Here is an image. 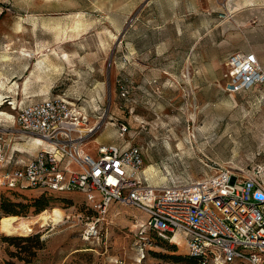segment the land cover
I'll use <instances>...</instances> for the list:
<instances>
[{
    "label": "rangeland",
    "instance_id": "374dc122",
    "mask_svg": "<svg viewBox=\"0 0 264 264\" xmlns=\"http://www.w3.org/2000/svg\"><path fill=\"white\" fill-rule=\"evenodd\" d=\"M236 51H253L264 67V0H0V153L13 166L32 159L37 142L20 131L19 109L59 95L100 121L86 149L140 147L150 184L219 167L264 182V85L224 91V63ZM8 204L32 228L0 231V264H199L180 237L149 233L131 206L111 203L100 238L84 240L95 213L77 190L0 188V219ZM53 207L63 221L43 226L36 217Z\"/></svg>",
    "mask_w": 264,
    "mask_h": 264
},
{
    "label": "built area",
    "instance_id": "2783aa9c",
    "mask_svg": "<svg viewBox=\"0 0 264 264\" xmlns=\"http://www.w3.org/2000/svg\"><path fill=\"white\" fill-rule=\"evenodd\" d=\"M224 66L228 94L264 85V67L253 51L229 54ZM17 124L40 139L38 151L19 166L0 153V188L81 192L95 213L83 223L84 240L100 238L101 223L116 202L143 212L149 233L180 237L200 264H264V182L257 175L219 167L190 182L150 184L141 173L140 147L112 143L98 144L94 153L86 149L100 121L92 122L85 108L59 95L23 106ZM127 132L118 124L120 138Z\"/></svg>",
    "mask_w": 264,
    "mask_h": 264
},
{
    "label": "bare ground",
    "instance_id": "6f19581e",
    "mask_svg": "<svg viewBox=\"0 0 264 264\" xmlns=\"http://www.w3.org/2000/svg\"><path fill=\"white\" fill-rule=\"evenodd\" d=\"M247 2V1H245ZM66 58V55L64 54ZM35 142H40V139L33 138ZM65 213L58 207H53L50 210H45L40 213L36 218L37 221H40L43 226L48 225L50 222L53 225H57L63 221ZM34 222H32L33 224ZM30 221L25 218L18 217V216H3L0 219V231L1 233L7 236H14V235H28L31 232ZM144 257V256H143ZM139 263L141 260L139 259Z\"/></svg>",
    "mask_w": 264,
    "mask_h": 264
},
{
    "label": "trees",
    "instance_id": "16d2710c",
    "mask_svg": "<svg viewBox=\"0 0 264 264\" xmlns=\"http://www.w3.org/2000/svg\"><path fill=\"white\" fill-rule=\"evenodd\" d=\"M38 200H39V205H37V207H39V208H38V212H39V211H42L43 209H45L46 204H41V203H40V199H38ZM38 200L35 201V202H38ZM12 206H13V205H10V204H8V205H4V206L2 207V210H3L7 215H17V214H18V211H16L14 208H12ZM4 239H5V241H8V242H12V241L16 240V239H13V238H8V237H5ZM18 240H21V239H18ZM191 258H192V257H191ZM193 259H195V258H193ZM195 260H197V259H195ZM197 261H198V260H197ZM198 263L200 264L199 261H198Z\"/></svg>",
    "mask_w": 264,
    "mask_h": 264
},
{
    "label": "crops",
    "instance_id": "0c3cea01",
    "mask_svg": "<svg viewBox=\"0 0 264 264\" xmlns=\"http://www.w3.org/2000/svg\"><path fill=\"white\" fill-rule=\"evenodd\" d=\"M256 54V53H255ZM257 57H258V55H256ZM258 60L260 61V59H259V57H258ZM261 63V62H260ZM262 65V64H261ZM263 66V65H262ZM110 144H112V143H110ZM92 153H94V151L93 150H90ZM116 203V202H115ZM146 216V215H145ZM146 220H147V216H146Z\"/></svg>",
    "mask_w": 264,
    "mask_h": 264
}]
</instances>
